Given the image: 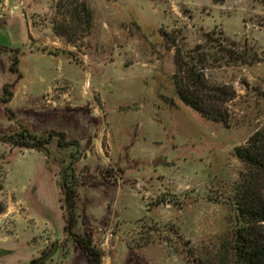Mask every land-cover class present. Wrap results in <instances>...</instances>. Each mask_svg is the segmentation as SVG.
I'll list each match as a JSON object with an SVG mask.
<instances>
[{
    "label": "rangeland",
    "instance_id": "374dc122",
    "mask_svg": "<svg viewBox=\"0 0 264 264\" xmlns=\"http://www.w3.org/2000/svg\"><path fill=\"white\" fill-rule=\"evenodd\" d=\"M7 1L0 136L44 138L47 153L0 142V264H89L64 232L70 166L75 232L101 264H230L234 149L264 123V0ZM191 58L207 60L210 88L235 92L227 125L178 99L173 75Z\"/></svg>",
    "mask_w": 264,
    "mask_h": 264
},
{
    "label": "trees",
    "instance_id": "16d2710c",
    "mask_svg": "<svg viewBox=\"0 0 264 264\" xmlns=\"http://www.w3.org/2000/svg\"><path fill=\"white\" fill-rule=\"evenodd\" d=\"M1 48V47H0ZM229 61L240 59L234 51L227 52ZM207 60L192 59L179 62L177 73L173 75L175 92L180 102L200 114L203 118L227 125V114L219 110L224 103L235 98V92L226 87L210 88L202 71ZM16 58H13L10 70L16 72ZM21 79L3 86L2 102L8 103L13 98V89ZM52 134L49 135L51 137ZM20 141L12 137L0 136V142L11 147L35 149L44 144L46 139L27 135ZM41 147V146H40ZM39 147V148H40ZM235 156L240 160L243 171L234 187L232 206L235 211L236 228L226 249L230 264H264V123L247 140L244 146L234 149ZM71 166L61 177L60 188L66 208L64 232L72 245L83 250L89 264H101L103 252L93 242L90 235H79L75 232L77 224V202L79 182H73ZM2 184L0 182V191ZM4 207L0 202V214Z\"/></svg>",
    "mask_w": 264,
    "mask_h": 264
},
{
    "label": "crops",
    "instance_id": "0c3cea01",
    "mask_svg": "<svg viewBox=\"0 0 264 264\" xmlns=\"http://www.w3.org/2000/svg\"><path fill=\"white\" fill-rule=\"evenodd\" d=\"M9 7H10V4L8 3L7 0L0 3V22L2 19H4V16H5L4 13H6ZM12 9L15 10L16 7L12 5ZM30 38H33V37L31 36ZM13 44H14V41L8 34L7 29L4 27L3 23L0 24V47L2 48V50H8L10 49L11 46H13Z\"/></svg>",
    "mask_w": 264,
    "mask_h": 264
},
{
    "label": "water",
    "instance_id": "95a60500",
    "mask_svg": "<svg viewBox=\"0 0 264 264\" xmlns=\"http://www.w3.org/2000/svg\"><path fill=\"white\" fill-rule=\"evenodd\" d=\"M39 149H40L41 151L47 153V151H46L44 148L40 147ZM159 164L165 166V165H166V162H165V160H162L161 158H158V159H156V160H154V161L152 162V165H153V166H158ZM51 256H52V252H49L46 256L42 257V258L40 259V261H41V262L46 261V260H48Z\"/></svg>",
    "mask_w": 264,
    "mask_h": 264
}]
</instances>
